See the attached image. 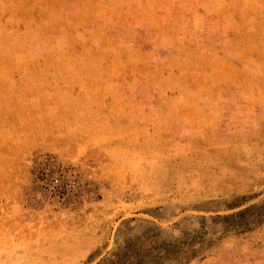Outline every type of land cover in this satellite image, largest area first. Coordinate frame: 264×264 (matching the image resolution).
<instances>
[{
    "label": "rangeland",
    "instance_id": "1",
    "mask_svg": "<svg viewBox=\"0 0 264 264\" xmlns=\"http://www.w3.org/2000/svg\"><path fill=\"white\" fill-rule=\"evenodd\" d=\"M0 79V264H95L127 220L196 215L182 264H264V218H209L264 197V0H0Z\"/></svg>",
    "mask_w": 264,
    "mask_h": 264
},
{
    "label": "trees",
    "instance_id": "2",
    "mask_svg": "<svg viewBox=\"0 0 264 264\" xmlns=\"http://www.w3.org/2000/svg\"><path fill=\"white\" fill-rule=\"evenodd\" d=\"M239 206L240 203L227 207L225 211L233 212L214 214L209 218L219 223L222 231L248 230L260 218H264V197L241 208ZM187 219L192 221L190 217ZM205 221L203 215H196L197 227L175 235L171 229L147 219L133 224L127 220L117 228L113 247L95 264H182L194 256L195 244L207 241Z\"/></svg>",
    "mask_w": 264,
    "mask_h": 264
},
{
    "label": "crops",
    "instance_id": "3",
    "mask_svg": "<svg viewBox=\"0 0 264 264\" xmlns=\"http://www.w3.org/2000/svg\"><path fill=\"white\" fill-rule=\"evenodd\" d=\"M24 77V76H23ZM27 81H29V83H33V82H31L33 79H34V77L32 76H30V77H24ZM13 79H15V80H25V79H21V77H19V76H17V77H14ZM25 80V81H26ZM0 83L2 84V85H6L7 83H8V81L6 80V79H0ZM49 88H45L44 90H39V92L40 93H37V94H35L33 97H31V98H48V99H50L53 95H56L58 98H59V100H60V98H66V96H65V94L64 93H56L55 91L53 92V91H49L48 90ZM37 90V89H36ZM50 108H53V107H50V106H48V105H45V106H43V109L45 110V111H48Z\"/></svg>",
    "mask_w": 264,
    "mask_h": 264
}]
</instances>
